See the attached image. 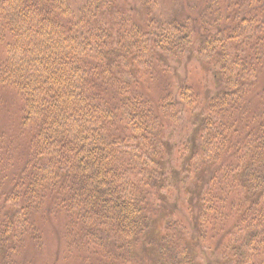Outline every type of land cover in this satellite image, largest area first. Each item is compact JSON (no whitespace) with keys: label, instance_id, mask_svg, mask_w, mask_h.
I'll return each instance as SVG.
<instances>
[{"label":"trees","instance_id":"16d2710c","mask_svg":"<svg viewBox=\"0 0 264 264\" xmlns=\"http://www.w3.org/2000/svg\"><path fill=\"white\" fill-rule=\"evenodd\" d=\"M0 48V264H264V0H0Z\"/></svg>","mask_w":264,"mask_h":264},{"label":"rangeland","instance_id":"374dc122","mask_svg":"<svg viewBox=\"0 0 264 264\" xmlns=\"http://www.w3.org/2000/svg\"><path fill=\"white\" fill-rule=\"evenodd\" d=\"M4 53L0 48V61L3 59ZM261 80H264V76L261 77ZM57 223L50 228V232L44 236L43 250L40 254L32 253V256L29 258H34L35 264H69L70 262L64 261L62 256V245L60 241L61 227H56ZM34 254V256H33ZM203 255V254H202ZM203 261L202 258H200ZM208 259L204 264H207ZM213 264L216 263V259L212 261ZM72 264V263H71Z\"/></svg>","mask_w":264,"mask_h":264}]
</instances>
